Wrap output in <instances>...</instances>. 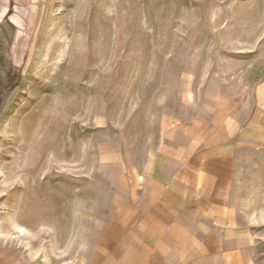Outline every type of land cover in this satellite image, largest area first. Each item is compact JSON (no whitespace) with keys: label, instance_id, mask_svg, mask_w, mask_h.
Instances as JSON below:
<instances>
[{"label":"rangeland","instance_id":"374dc122","mask_svg":"<svg viewBox=\"0 0 264 264\" xmlns=\"http://www.w3.org/2000/svg\"><path fill=\"white\" fill-rule=\"evenodd\" d=\"M0 50V242L32 264H82L109 172L166 121L226 103L260 123L232 206L264 264V0H46ZM233 105V107H232ZM257 140V139H256Z\"/></svg>","mask_w":264,"mask_h":264},{"label":"crops","instance_id":"0c3cea01","mask_svg":"<svg viewBox=\"0 0 264 264\" xmlns=\"http://www.w3.org/2000/svg\"><path fill=\"white\" fill-rule=\"evenodd\" d=\"M45 1L0 0L1 51L20 49ZM232 110L215 103L166 121L145 155L112 165L109 215L82 264H255L231 201L237 152L260 142V122ZM0 264L32 261L0 242Z\"/></svg>","mask_w":264,"mask_h":264}]
</instances>
